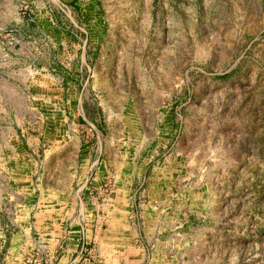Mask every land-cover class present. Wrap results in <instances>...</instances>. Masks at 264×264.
Returning a JSON list of instances; mask_svg holds the SVG:
<instances>
[{
    "label": "rangeland",
    "instance_id": "rangeland-1",
    "mask_svg": "<svg viewBox=\"0 0 264 264\" xmlns=\"http://www.w3.org/2000/svg\"><path fill=\"white\" fill-rule=\"evenodd\" d=\"M23 154L71 264H264V0H0V159ZM33 230L0 264H55Z\"/></svg>",
    "mask_w": 264,
    "mask_h": 264
},
{
    "label": "crops",
    "instance_id": "crops-1",
    "mask_svg": "<svg viewBox=\"0 0 264 264\" xmlns=\"http://www.w3.org/2000/svg\"><path fill=\"white\" fill-rule=\"evenodd\" d=\"M13 163L18 167L16 175L9 170V167L13 168ZM31 166L32 159L26 158L24 154L14 161L10 158L0 159V224H3L0 226V234L9 233L8 239L0 240V247L8 244L11 248L9 251H13L12 248L14 251L16 248H26L31 243L34 227L45 236L42 240L47 250L50 253L57 251L55 264H71L73 252L79 246V240L75 239L76 231L64 224L63 206L60 207L58 202H48L42 197L32 202ZM31 213L37 216L33 226L29 220Z\"/></svg>",
    "mask_w": 264,
    "mask_h": 264
}]
</instances>
